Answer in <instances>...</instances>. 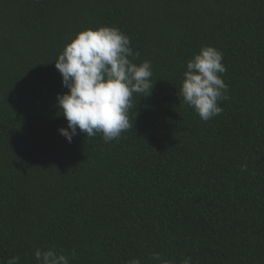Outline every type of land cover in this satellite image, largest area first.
<instances>
[{"label": "trees", "instance_id": "obj_1", "mask_svg": "<svg viewBox=\"0 0 264 264\" xmlns=\"http://www.w3.org/2000/svg\"><path fill=\"white\" fill-rule=\"evenodd\" d=\"M104 26L154 86L118 139L68 143L52 62ZM202 46L222 54L229 96L207 122L179 95ZM37 248L70 264H264V0H0V264H37Z\"/></svg>", "mask_w": 264, "mask_h": 264}, {"label": "clouds", "instance_id": "obj_2", "mask_svg": "<svg viewBox=\"0 0 264 264\" xmlns=\"http://www.w3.org/2000/svg\"><path fill=\"white\" fill-rule=\"evenodd\" d=\"M129 37L118 27H99L78 32L55 59L54 66L67 89L57 94L56 105L67 122L58 129L68 143L74 136L102 135L105 142L118 139L122 132L133 127L129 110L134 96L148 97L154 83L151 62L134 63L139 57L130 46ZM132 57V59H129ZM222 54L212 46H202L186 62L179 95L202 121L222 113L220 101L229 99L228 85L222 79L226 72ZM37 264H70L69 257L54 248L34 251ZM151 259L169 264L159 253ZM12 257L7 264H18ZM129 264H140L133 259ZM182 264H192L191 257Z\"/></svg>", "mask_w": 264, "mask_h": 264}]
</instances>
